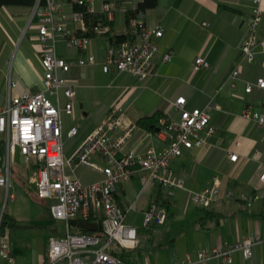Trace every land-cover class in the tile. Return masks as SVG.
Instances as JSON below:
<instances>
[{"label":"crops","instance_id":"obj_1","mask_svg":"<svg viewBox=\"0 0 264 264\" xmlns=\"http://www.w3.org/2000/svg\"><path fill=\"white\" fill-rule=\"evenodd\" d=\"M106 1L113 0H95L96 10L100 11ZM140 1L142 0H127L130 6H136ZM255 1L159 0L156 7L145 12L148 23L160 22L164 27V35L157 40L159 50L154 60V68L146 79L138 80L127 73L118 72L115 68L110 72L104 71L103 65L109 45L106 36L92 38L87 51L96 56L97 63L76 67L71 74L78 86L74 115L63 116L64 133L66 135L75 125L78 126V133L71 138L65 137L66 158L75 152L98 125L112 116L123 114L137 124V129L126 141L124 149L145 152L149 148L163 150L167 142L160 138L159 129L152 130L138 124L141 118L156 112L162 116L178 117L179 113L173 103L181 96L187 99L186 108L190 110L204 108L211 100L219 107H213L209 111L210 122L216 129L211 138V145L186 149L182 156L172 162L174 173L184 180V188L179 189L173 196H167L159 185L147 179L148 173L144 171L121 184L118 201L123 206L133 204L127 214L137 212L141 215L156 200L169 201L168 208L165 206L168 216L172 213L174 205L177 208L176 217L183 218L186 216V210L190 211L186 201L190 199L193 202L192 195L211 185L215 179L221 181L220 197L208 208L195 204L196 212L190 221L176 234L169 236V248L184 246L176 252L172 260L160 253L155 259L150 249L140 251V240L139 247L123 251V260L127 264H179L187 256L195 261L194 264H205L197 261L200 251L210 252L219 244L240 242L257 234L263 240L253 246V257L247 260L243 253L238 251L234 254L232 264H264V182L259 179L264 165V128L243 116L246 109L264 113V90L255 87L252 92H246L250 83L264 78V53L258 47L254 59L247 61L242 59L241 52ZM115 2L117 10L113 20L114 32L125 33L129 29L125 7L120 0ZM260 6L263 13L258 37L263 40L264 0H260ZM34 8L0 7V106L5 104L10 96H19L41 88L44 68L39 57L38 17L34 15ZM67 8L70 9V5H67ZM100 37L106 39V45L98 43V40L102 39ZM58 45V53L68 59H76L86 54L66 47L61 40ZM103 47L106 50L101 56L99 49ZM169 50L173 52V58L165 63L162 61V55ZM198 56L208 60L210 67L195 70L194 64ZM239 62L241 72L233 86L229 76ZM10 78L16 83L13 88L10 87ZM105 78V90L93 89L92 80ZM98 100L99 103H92ZM66 101L67 98L64 97V102ZM121 132L122 129H116L112 136L116 138ZM17 152L19 151L16 150L15 155ZM231 153L239 154L237 161L230 160ZM6 154V147L2 143L0 164ZM93 159L99 164L104 163L99 155H95ZM25 165L27 172L33 169L26 163ZM66 170L79 177L84 184L103 177L98 171L86 166L79 167L74 173L69 167ZM19 179L24 186L27 185L23 176ZM14 191L16 197L6 200V189L0 187V204L3 196L4 202L15 201L18 190ZM242 194L246 198L259 195L260 199L248 206L246 200L241 198ZM45 200L47 199H42L43 202ZM49 201L52 204V201ZM47 213L56 220L51 209ZM7 215L9 219L18 222L13 214ZM137 231L139 235L138 228ZM51 237L53 235L41 240L40 246L45 248L43 253L37 254L34 264H44L47 260ZM179 237L181 243L178 245ZM119 249L118 251H121L122 248ZM13 251L18 264L19 250ZM206 264L227 263L221 258H212Z\"/></svg>","mask_w":264,"mask_h":264},{"label":"built area","instance_id":"obj_2","mask_svg":"<svg viewBox=\"0 0 264 264\" xmlns=\"http://www.w3.org/2000/svg\"><path fill=\"white\" fill-rule=\"evenodd\" d=\"M79 5H86L91 12H97L105 22L115 19L117 4L115 0L103 3L97 11L95 0H73ZM248 21V33L241 45L242 59L252 61L257 48L264 53V39L259 40L258 33L262 22L260 0ZM67 3L58 0H38L34 15L38 17L37 41L40 46V61L44 68L41 88L19 96L9 97L0 106V137L7 154L0 164V187L6 189V200L14 199L16 192L11 191L12 163L16 150L23 156L25 163L35 170V184L41 199L52 201L51 213L56 220L66 222L67 231L62 236L49 239L47 260L44 264H127L112 249L117 243L122 249H134L140 239L137 228L126 221L133 204L123 206L118 201L120 186L141 172L148 173L147 179L159 185L167 196H173L184 188V180L177 176L172 162L183 155L184 150L194 147L205 148L211 145V138L216 129L210 122V109L215 107L213 100L204 108L187 109V99L179 97L173 106L178 117L165 115L159 121V136L167 142L163 150L149 148L145 152L125 150L128 138L137 129V124L128 120L123 114L112 116L95 128L78 146L75 152L65 157V137L71 138L78 133V126H73L65 135L64 114L74 115L76 87L75 78L71 76L76 67L96 64V56L87 53L92 37L81 34L86 30L83 13L67 8ZM71 23V25H70ZM74 24V26L72 25ZM207 24L206 22L204 23ZM108 25L99 22L94 30L97 35L108 31ZM130 38L120 43H109L106 50L105 72L112 68L120 73L144 80L154 68L158 53V39L164 35L160 22L148 23L146 13L139 12L129 21ZM63 41L66 47L86 52L76 59H68L58 53V42ZM173 58L171 50L162 55L167 63ZM210 62L203 56L195 60L194 68H209ZM241 72V62L232 70L229 80L236 84ZM10 87L16 83L9 79ZM264 90V78L246 87L250 93L254 88ZM64 97L67 101L64 102ZM243 116L264 128V113L246 109ZM122 129L114 138L112 133ZM99 155L103 164L94 161ZM239 154L231 153L230 160L237 161ZM86 166L102 174V178L84 184L75 174L67 172L69 167L74 173L79 167ZM260 181L264 182V165ZM221 181L214 182L192 195L193 202L208 208L220 197ZM245 199L248 206L260 199L252 195ZM90 218H95L89 221ZM168 218V210L160 203L154 202L144 212V226L163 225ZM72 220L99 223L102 236L97 234H80L72 232ZM3 212L0 214V264H16V258L10 244L1 233ZM94 232V233H98ZM257 234L240 242L223 243L210 252L200 251L197 261L205 264L212 258H221L232 264L234 254L243 253L245 259L253 257V246L262 242ZM196 261V262H197ZM187 256L179 264H194Z\"/></svg>","mask_w":264,"mask_h":264},{"label":"rangeland","instance_id":"obj_3","mask_svg":"<svg viewBox=\"0 0 264 264\" xmlns=\"http://www.w3.org/2000/svg\"><path fill=\"white\" fill-rule=\"evenodd\" d=\"M100 38L102 39H99L98 43L101 42L100 45H106V39L104 37ZM58 48L60 50V45H58ZM105 50L104 47L99 49L101 56L105 54ZM92 81L94 82L93 89L105 90L103 88L107 87L105 86L107 83L106 78ZM92 103L97 104L99 100L92 101ZM21 176L27 180L26 186L20 181L19 178ZM11 177L13 185L11 190H18L17 199L8 203L4 202L5 196H3L0 204V214L2 212L13 214L18 220L17 224L20 226L6 227L2 236L10 244L11 249L19 250L17 253L18 264H34L37 254L43 253L45 248V246H40L41 240L49 235L61 236L66 234V222L49 217L47 212L50 209L51 202L48 199L43 202L39 198L35 186V170L26 171L24 158L19 152L14 156ZM186 206L190 208V211L187 212L186 210V216L178 218L175 215L177 208L172 205V213L169 214L166 224L157 226L145 227L144 214L141 215L137 212L127 214L126 221L140 230L139 239L142 240L141 246H138L140 251L143 252V250L147 251L150 249V251H153L155 259L158 257L157 254L160 253L166 255L167 259L172 260L176 252L180 251L184 246H177L178 249L174 246L169 248L167 240L171 234H176L179 229H182L196 212L195 203L190 199L186 201ZM8 221H11V219H8ZM72 232L78 233V230L73 227ZM153 234L155 235L154 237ZM180 240L181 238L179 237L178 245L181 243ZM112 249L116 253L120 250L115 242L112 244ZM162 260L163 258L160 259V263H162Z\"/></svg>","mask_w":264,"mask_h":264},{"label":"trees","instance_id":"obj_4","mask_svg":"<svg viewBox=\"0 0 264 264\" xmlns=\"http://www.w3.org/2000/svg\"><path fill=\"white\" fill-rule=\"evenodd\" d=\"M38 0H0V7H28V8H34L37 4ZM63 1L70 5L72 10L80 11L83 13V16L86 21V30L80 31L81 34H85L87 36H90L92 38L98 37V36H106L109 39V43L115 44L120 43L125 40H128L130 38V29H128L125 33H115L113 28V21L112 22H105V20L97 13V12H91L87 9L86 5H79L78 3L74 2L73 0H58ZM123 3V6L125 7V15H126V22L129 27V21L136 17L139 12H146L149 9H152L156 7L159 3V0H142L140 1L136 6H130L127 2V0H120ZM102 22L104 25H108L109 29L108 31L103 35H97L94 28L99 23ZM162 115H160L158 112L151 116H146L141 118L138 121V124L141 126H144L148 129L152 130H158L159 129V121ZM2 138L0 137V147L2 146ZM162 201V200H161ZM159 199L155 202L159 203L163 206H166L168 208V202H161ZM167 201V200H165ZM9 216L6 212H3V222L1 225V233L4 234L6 227H17L18 224L14 219H11V221H8ZM95 218H90L89 221L94 220ZM78 233L80 234H97L102 236L101 232L94 233L90 232L88 230L84 229H78ZM125 249H121L119 252H115L119 255L121 260H123V251ZM127 250V249H126Z\"/></svg>","mask_w":264,"mask_h":264},{"label":"water","instance_id":"obj_5","mask_svg":"<svg viewBox=\"0 0 264 264\" xmlns=\"http://www.w3.org/2000/svg\"><path fill=\"white\" fill-rule=\"evenodd\" d=\"M72 226L80 228V229H84V230H88L90 232H98L101 230V226L99 223H95V222H82V221H78V220H72L71 221Z\"/></svg>","mask_w":264,"mask_h":264}]
</instances>
